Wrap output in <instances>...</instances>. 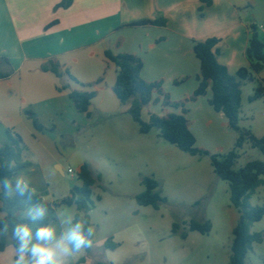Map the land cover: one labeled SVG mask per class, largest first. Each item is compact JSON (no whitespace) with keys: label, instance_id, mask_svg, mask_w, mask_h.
<instances>
[{"label":"crops","instance_id":"1","mask_svg":"<svg viewBox=\"0 0 264 264\" xmlns=\"http://www.w3.org/2000/svg\"><path fill=\"white\" fill-rule=\"evenodd\" d=\"M60 2L0 0V57L8 58L11 65H3L1 71L13 70L9 77L0 79V146L8 143L7 130L21 137L26 147L23 160L31 165L16 177L23 178L45 200L49 169L55 167L65 175L59 138H72L88 128L94 114H128L129 105H121L114 93L117 67L106 58L107 50L140 57L144 62L142 78L161 81L171 100L178 102L190 97L199 86L201 62L194 53L195 41L218 38V62L236 75L240 69L250 67L246 49L251 26L264 23V0H213L209 6L200 0H74L70 8L55 10ZM160 18L166 20L165 25L131 26ZM50 59L58 60L81 84L102 81L91 88L75 86L68 78L60 79L41 69ZM66 83L72 89L96 92L90 106L91 118L76 110L68 91L59 90ZM211 98L209 87L205 96L186 105V117L197 144L201 140L200 147L215 152L234 144L237 135L225 115L210 105ZM165 113L180 114L181 109L164 110L160 104L151 105L143 109L142 119L148 122L151 114ZM32 117L46 128L54 126L53 131L36 130ZM85 162L94 176L102 177L93 160L83 161L78 173ZM81 184L78 179L76 185ZM75 214L74 206H62L50 215L56 235L46 246L60 251V237L70 228L67 221L72 219L73 223ZM134 236L128 234L129 240ZM15 256V248L9 245L0 253V264H14ZM66 258L74 259V264L81 258L86 259L81 264H126L131 258L132 264H153L147 247L117 254L97 242L89 251L81 250L74 258Z\"/></svg>","mask_w":264,"mask_h":264},{"label":"rangeland","instance_id":"2","mask_svg":"<svg viewBox=\"0 0 264 264\" xmlns=\"http://www.w3.org/2000/svg\"><path fill=\"white\" fill-rule=\"evenodd\" d=\"M259 26L258 35L262 38ZM256 78L242 86L239 125L250 129L257 137H264V97L250 101L258 80L264 84V71ZM73 84L82 87L76 82ZM88 123L89 127L74 137L64 135L59 138L60 163L65 175L55 167L49 169L47 201L55 202L69 196L72 187L78 183L80 164L93 160L102 174L92 196L91 218L97 244L104 245L112 237L117 244V254L147 247L153 264L230 263L233 229L240 223L241 214L231 202L228 182L216 175L209 157L192 156L181 151L160 137L156 128L147 134L141 133L129 113L125 116L94 114ZM201 143L200 140L197 146L203 145ZM234 144L215 152L204 149L217 154L226 153ZM240 154L235 170L251 161H264L262 152L249 143L244 145ZM69 168L74 171L73 177ZM145 177L157 180L162 196L167 198V203L160 204L158 209L140 206L136 201V196L145 191L142 183ZM249 204L264 206V186L255 190ZM191 221H210L212 230L208 235L190 232L188 224ZM175 224L179 225L178 232H173ZM250 231L264 233V217L254 223ZM184 232L188 239L182 238ZM130 233L135 235L131 240ZM132 261L131 258L126 264H132ZM246 264H264V242L254 244Z\"/></svg>","mask_w":264,"mask_h":264},{"label":"trees","instance_id":"3","mask_svg":"<svg viewBox=\"0 0 264 264\" xmlns=\"http://www.w3.org/2000/svg\"><path fill=\"white\" fill-rule=\"evenodd\" d=\"M206 5H211L213 0H200ZM74 3V0H61L55 6L57 9H68ZM53 22L47 28L53 26ZM165 25L166 20L163 18L154 21L146 20L137 22L131 26L139 25ZM220 40L216 37L207 38L202 41H195L194 53L201 62V71L198 76L199 86L194 93L183 101H172L168 93L163 89V83L147 82L142 78V69L144 67L143 60L133 54L120 53L114 54L110 50L105 52L106 58L117 67V78L114 85V93L116 94L121 105H129L128 113L133 120L139 125L140 132L149 133L153 128L159 130L160 137L175 145L178 149L192 156H207L211 159L212 167L216 175L228 182L231 193V202L233 206L240 212L241 221L233 229V242L231 245V255L229 264H246L248 253L253 249L254 244L264 242V233H251L250 227L263 219L264 206L253 207L249 204V200L259 186H264V161H251L239 170H235L234 166L240 158V151L246 143L252 148L259 149L264 156V137H257L250 129L242 128L239 125L240 112L242 108V86L247 81L257 80L256 75L264 71V42L258 35V26H251V35L246 49V56L249 61V68L240 69L236 75L229 73L228 69L220 64L217 59L216 47ZM3 65L9 66L10 61L6 57H0V69ZM41 69L45 72H52L58 78H68L69 80L80 84L84 88H91L95 84H81L74 78L68 69H66L58 60L50 59L41 65ZM13 73L10 69L7 72L0 70V79L9 77ZM182 81H175L176 85ZM211 87L212 98L209 100L210 105L216 112H221L228 120V126L237 134L234 147L226 153H212L211 151L197 146L196 137L190 129L189 120L186 115L188 110L186 105L195 102L199 97L207 94L208 88ZM60 91H68L76 110L84 114L88 119L91 118L90 106L92 100L96 96L95 91L72 89L69 83L62 84ZM264 97V84L258 80V87L250 96V101H256ZM160 104L162 109L174 108L181 109V113H165L162 115L151 114L149 121L142 119V111L151 105ZM32 116L31 112H28ZM33 118V125L36 130L44 132L46 130L53 131L54 126L46 128L37 118ZM8 143L0 146V178L7 176L9 178L16 177L22 170L31 165L30 162L23 160V152L26 147L20 136L14 134L11 130H7ZM78 179L81 185H74L70 191V196L55 202H48L39 193L33 189V198L31 203L42 201L48 206V215L45 220L39 222V225L52 223L50 217L58 208L62 206H74L76 214L73 224L84 218L91 224L90 212L94 207L92 200L93 189L101 182V176L92 174L89 163L85 162L78 173ZM142 183L145 191L136 196V201L140 206H152L158 209L162 203H167V198L162 196L159 189L160 184L151 177L143 178ZM15 187V183H13ZM101 197H98L100 200ZM26 196L14 194V198L0 199V225L11 221L23 223L21 218L25 213V209L29 206ZM36 225V226H39ZM93 225V224H92ZM35 227V226H34ZM190 232H198L202 235H208L212 230V223L206 221L204 223L191 221L188 224ZM179 225L175 224L173 232H178ZM182 238H187V233H182ZM95 243V237H94ZM12 245L11 227L9 231L0 236V253ZM14 247V246H13ZM117 244L113 238H109L104 249L115 250ZM87 249L86 251H89ZM86 261L85 258L79 259L75 264H81ZM97 264H114L99 262Z\"/></svg>","mask_w":264,"mask_h":264},{"label":"clouds","instance_id":"4","mask_svg":"<svg viewBox=\"0 0 264 264\" xmlns=\"http://www.w3.org/2000/svg\"><path fill=\"white\" fill-rule=\"evenodd\" d=\"M14 194L26 196L30 202L21 218L25 222L7 221L0 225V236L5 235L11 227V240L16 252L14 264H74V259L66 257L74 258L81 250L93 247L96 229L84 218L74 224L72 219L67 221L71 226L60 237L59 245H62V248L59 252L56 248L46 246V242L56 235L53 224L39 225V222L45 220L48 215V206L39 200L31 203L33 190L23 178L19 176L0 178V199H12ZM33 240L36 243H33Z\"/></svg>","mask_w":264,"mask_h":264},{"label":"built area","instance_id":"5","mask_svg":"<svg viewBox=\"0 0 264 264\" xmlns=\"http://www.w3.org/2000/svg\"><path fill=\"white\" fill-rule=\"evenodd\" d=\"M259 28L262 30V38H261V40H262V42H264V24H262L261 26H259ZM68 172L72 176L74 175V171L71 168H69Z\"/></svg>","mask_w":264,"mask_h":264}]
</instances>
